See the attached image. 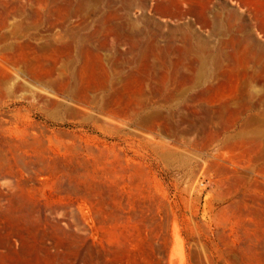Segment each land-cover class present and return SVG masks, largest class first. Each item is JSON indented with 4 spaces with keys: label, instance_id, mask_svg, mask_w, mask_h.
Wrapping results in <instances>:
<instances>
[{
    "label": "rangeland",
    "instance_id": "1",
    "mask_svg": "<svg viewBox=\"0 0 264 264\" xmlns=\"http://www.w3.org/2000/svg\"><path fill=\"white\" fill-rule=\"evenodd\" d=\"M0 264H264V0H0Z\"/></svg>",
    "mask_w": 264,
    "mask_h": 264
}]
</instances>
